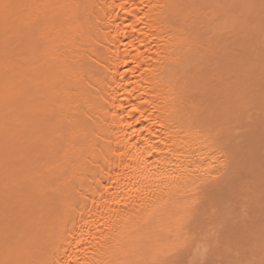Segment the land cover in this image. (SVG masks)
Masks as SVG:
<instances>
[{
    "label": "bare ground",
    "instance_id": "obj_1",
    "mask_svg": "<svg viewBox=\"0 0 264 264\" xmlns=\"http://www.w3.org/2000/svg\"><path fill=\"white\" fill-rule=\"evenodd\" d=\"M263 9L0 0V264L222 261L217 193L260 167Z\"/></svg>",
    "mask_w": 264,
    "mask_h": 264
},
{
    "label": "rangeland",
    "instance_id": "obj_2",
    "mask_svg": "<svg viewBox=\"0 0 264 264\" xmlns=\"http://www.w3.org/2000/svg\"><path fill=\"white\" fill-rule=\"evenodd\" d=\"M263 8V7H262ZM264 10V9H263ZM262 20V19H261ZM261 20L259 21L260 22V25L262 24V26L261 27H263V28H261V29H259V31L261 30V33H262V36L264 37V19L262 20V23H261ZM261 33L259 32V36L261 35ZM260 55H264V45L262 46V51H261V53H260ZM258 112V111H257ZM263 139H262V138ZM260 142H259V145H257L258 146V148H256V149H252L251 151L254 153V159L252 160V164L254 163V160L256 159V165H258V166H260L261 167V169H260V167H257V169H258V171L257 172H259L260 174H261V176L259 175L258 176V174L259 173H257L256 171H255V173H253V170L252 169H249V163L247 164L246 162V164H245V166L243 167L242 166V168H244L243 170L245 171V168L247 169V170H250V173L249 172H245V173H242V172H244V171H242L241 173H239L240 171H238V174L240 175L241 174V176L239 177V175L237 174V176L235 177V179L233 180L234 182L232 183V185H230L229 187H227V186H224L223 188H221L219 191H218V193L217 194H219L218 196H219V198L217 199L218 200V205H221V203H222V205H224V206H221V210H219L220 212H219V214H218V212H215V214L217 215H215L216 217H217V219H216V221L217 222H215L214 220H215V218L214 219H212L215 223H213V224H216L217 223V225H213V227H215L216 229H217V227H218V229H219V231H221V232H224L223 234L225 235V236H223V234L221 235V234H219V235H221V236H223L222 237V239L224 238L225 239V241H219V242H222V243H224L225 245L223 246V244H220V246H223L220 250H222V252H220L219 250H218V254H220L221 253V257H223V254H224V257L226 256H230L228 253H229V251H228V253H226V251H225V249L223 250V248L226 246V247H228V249H230V250H234V249H237V250H234L233 251V253H231L232 254V256H233V258L236 260V258H237V260L238 261H236L235 263L237 264V262L239 263V262H241L242 264H245V262H246V264H264V216H261L260 217V215L262 214V213H264V204H262V203H264V201L263 200H261V198L264 196L263 194V190H264V149H260V147L262 146V142L264 143V134H263V132L262 133H260V135H258L257 137H256ZM263 140V141H262ZM254 144H256V142H254ZM253 144V147H256L255 145ZM261 145V146H260ZM261 150V151H260ZM256 151H259V152H257V153H255ZM263 154V155H262ZM262 156V157H259V156ZM258 156V157H257ZM260 164V165H259ZM246 165L248 166V167H246ZM241 168V169H242ZM261 171H260V170ZM252 170V171H251ZM247 173V174H246ZM256 173H257V175H256ZM252 174V175H251ZM254 175V176H253ZM252 176V177H251ZM256 176V177H255ZM253 177H254V179H253ZM259 177H260V179L262 178V180H260L259 179ZM259 180H258V179ZM252 179H253V181H252ZM254 180H257L258 182H260L261 181V184L260 183H257L256 181H254ZM248 182H252V183H248ZM254 182H256V184H258L257 186L254 184ZM244 183H245V185H244ZM248 185H247V184ZM259 184H260V186L262 187L261 189L259 188L260 186H259ZM237 185V186H236ZM240 185H242V188L240 187ZM248 186H250V187H248ZM251 186L252 187H256V189H258L256 192H255V190L256 189H254V191H253V189L251 188ZM239 187H240V189H239ZM258 187V188H257ZM250 188H251V191H250ZM259 189H260V191H263L262 193H259L260 191H259ZM263 189V190H262ZM244 190H245V192H244ZM248 190L250 191V194L252 195H247V194H249V192H248ZM236 191H238V192H236ZM240 191V192H239ZM248 193H247V192ZM255 192L254 194H253V192ZM259 191V192H258ZM258 192V193H257ZM221 193V194H220ZM235 193V194H234ZM245 193V194H244ZM258 194V195H257ZM259 194L260 195H262V196H259ZM243 196V197H242ZM248 197V199L246 198L245 199V197ZM220 197H221V199H220ZM251 199H250V198ZM223 200V201H220V200ZM246 201H245V200ZM264 199V198H263ZM243 202H242V201ZM249 200H252V202H253V205H252V203H250L249 202ZM255 200V201H254ZM241 201V202H240ZM248 201V202H247ZM262 203H261V202ZM246 202V203H245ZM220 203V204H219ZM224 203V204H223ZM247 203H248V206H247ZM257 203V204H256ZM249 204H251V205H249ZM255 204H256V206H258L256 209L255 208H252V206H255ZM260 204H262V206L260 205ZM240 205H242V206H240ZM226 206V207H225ZM249 206H251V207H249ZM255 206V207H256ZM216 207H218V206H215V208ZM220 207V206H219ZM246 207V208H245ZM260 207H261V209H260ZM214 208V209H215ZM226 208V209H225ZM250 208H252L251 210H252V212H255V210H256V212H255V215H253V213L251 212V214H250ZM248 209H249V211H248ZM258 209H260L259 211H258ZM245 210V211H244ZM246 210H247V212H246ZM214 211V210H213ZM213 211H212V213H213ZM215 211H217V208H216V210ZM260 214V215H258V214ZM213 215H214V213H213ZM212 215V216H213ZM263 215V214H262ZM257 216H258V218H257ZM245 221V222H244ZM220 222V223H219ZM211 226H212V224H211ZM211 226H209V228L208 229H210V227ZM217 226V227H216ZM213 227L211 228V229H213ZM223 228V229H222ZM218 229H217V231H218ZM210 232H211V234L214 236V234H216V231H215V229H214V232L215 233H213L212 232V230H209ZM218 231V232H219ZM218 232H217V236H219L218 235ZM220 233V232H219ZM247 233V234H246ZM249 234V235H248ZM217 236H214V237H216V238H218V240H219V237H217ZM221 236H220V238H221ZM226 237V238H225ZM227 237H229V238H227ZM259 237V238H258ZM232 238V239H231ZM223 239V240H224ZM229 239H230V241H229ZM236 239V240H235ZM221 240V239H220ZM231 240H233V241H231ZM250 240H251V242H250ZM227 241H228V243L229 244H227ZM231 242H233V244L231 245ZM248 244H250V243H252V244H250L249 246H250V248H251V250H247V249H249V248H247V243ZM227 244V245H226ZM245 244H247L246 246H245ZM263 244V245H262ZM232 248H230L229 246ZM234 245V246H233ZM262 245V246H261ZM255 246V247H254ZM225 247V248H226ZM247 248V249H243V248ZM259 247V248H258ZM261 247V248H260ZM234 248V249H233ZM254 248V249H253ZM227 249V248H226ZM243 249V250H242ZM245 250V251H244ZM251 251V252H247V251ZM225 251V252H224ZM238 251L240 252V254L238 253ZM246 252V253H248V256H245V257H247V261H244V263L242 262V260H244V258H242L241 259V257H244V256H241L242 255V253L243 252ZM234 253H238L239 255H238V257H237V255H236V258H235V254ZM215 255L216 257L218 256H220V255ZM245 254V253H244ZM243 254V255H244ZM249 254H250V256H249ZM246 255V254H245ZM232 256H230V258H231V260L233 259L232 258ZM220 257V259H222V261H220V262H217V260H218V258H215V259H217V260H215L214 262H217V264H219V263H223L225 260H223V258H221ZM225 257V258H226ZM240 257V259H238ZM248 257H250V258H248ZM251 257H252V260H251ZM230 258L228 259L227 258V262H228V260H230ZM219 259V260H220ZM233 259V260H234ZM246 259V258H245ZM249 259H250V262L251 261H253V262H251V263H248L249 262ZM218 260V261H219ZM234 260V261H235ZM225 261V262H226ZM226 262V263H227ZM230 262V261H229ZM231 262H233V261H231ZM234 263V262H233ZM234 263V264H235ZM212 264H213V262H212ZM225 264V263H224ZM228 264V263H227ZM230 264V263H229ZM240 264V263H239Z\"/></svg>",
    "mask_w": 264,
    "mask_h": 264
},
{
    "label": "snow or ice",
    "instance_id": "obj_3",
    "mask_svg": "<svg viewBox=\"0 0 264 264\" xmlns=\"http://www.w3.org/2000/svg\"><path fill=\"white\" fill-rule=\"evenodd\" d=\"M3 7H4L5 9H8V8L12 7V5H7V4H6V5H4Z\"/></svg>",
    "mask_w": 264,
    "mask_h": 264
}]
</instances>
